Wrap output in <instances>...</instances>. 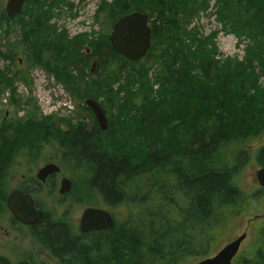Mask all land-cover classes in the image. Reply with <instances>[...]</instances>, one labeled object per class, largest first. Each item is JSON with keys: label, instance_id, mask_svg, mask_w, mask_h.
<instances>
[{"label": "trees", "instance_id": "1", "mask_svg": "<svg viewBox=\"0 0 264 264\" xmlns=\"http://www.w3.org/2000/svg\"><path fill=\"white\" fill-rule=\"evenodd\" d=\"M64 6L69 0H26L13 18L1 9L5 23H19L21 43L0 56L13 61L28 43L32 59L65 90L80 101L95 99L108 113L101 130L80 104L91 127L82 121L66 131L39 125V133L57 140L61 159L83 176L96 206L113 220L114 206H123L124 214L112 228L80 233L44 212L30 233L57 264H184L206 257L222 225L264 193L258 187L245 194L235 182L250 152L224 153L264 131V0L100 1L93 16L99 29L74 48L51 23ZM131 11L146 13L151 30L150 47L136 61L114 52L108 38L113 23ZM202 15H213L218 32L244 45L240 57L220 55L216 32L204 34L194 24ZM255 159L264 166V144ZM260 224L253 254L244 249L232 264H264V220ZM0 264L47 263L13 262L0 253Z\"/></svg>", "mask_w": 264, "mask_h": 264}, {"label": "rangeland", "instance_id": "2", "mask_svg": "<svg viewBox=\"0 0 264 264\" xmlns=\"http://www.w3.org/2000/svg\"><path fill=\"white\" fill-rule=\"evenodd\" d=\"M5 1L0 0V11L4 10ZM100 1L109 2L110 0H69L71 6H64L59 11L56 20H51V23H56L58 32H62L70 44H73V48L76 42L84 39L91 30L99 29L93 16ZM194 24L204 34L210 31L216 32L214 40L221 56L240 57L243 54L244 45L237 46L234 35L217 31L220 26L214 20L213 15H202ZM20 43L19 23L17 21L5 23L0 13V53L5 55L8 47L12 44L17 46ZM20 50L13 61L0 56V74L5 75L0 79V139L3 137L4 141L0 150V171H3L0 179L3 191V200L0 204V253L9 257L13 262L31 257L47 264H57L32 236L27 225L10 223L11 216L6 209L5 199L9 191L16 185H21L22 180L34 176L36 169L45 162V159H52V162L60 166L62 174L59 175L55 187L52 186L51 190H47L42 195H36L35 199L45 212L68 221L75 232H80L79 219L83 209L91 206L98 207L96 205L99 201H96L97 197L87 195L86 187L82 186L83 176L73 173L69 165L61 159L62 154L57 140L49 133L42 136L39 133V125L46 130L52 127L59 131H66L69 126L76 125L80 121L86 127H91V124H89L88 117L81 118L83 112L80 111L79 106L84 105L86 98L80 101L73 97L63 88L52 71L46 70L33 60V50L28 43L21 45ZM82 50L88 52L85 46ZM90 63L89 61V66H91ZM88 70L89 68L86 69ZM105 116L109 118L108 113ZM106 122L108 123V119ZM47 139L48 142H46ZM263 144L264 131L242 146L231 144L224 149L225 155L230 153V156L239 149H246L250 152L248 163L243 165L235 177V182L245 194L250 195L258 188L255 172L261 166L258 165L255 154ZM16 147L17 151L14 150ZM3 148L4 152H7L6 155L4 153V157L1 154ZM26 161L30 162L27 168ZM13 162L16 165H13ZM17 162H20L19 165ZM61 176L71 181V190L67 192L65 198H61L58 193ZM249 200L250 204L245 212L236 219L229 220L226 225H222L211 243L212 249L207 256L216 253L224 244L242 232L246 233V238L238 254H242L245 250L247 256L253 254L250 249L253 250L256 246L254 240L259 236L260 223L264 220V193L261 197L253 196ZM114 207L116 217L114 220L117 221L122 218L124 207ZM200 259L202 258L187 259L184 264H192Z\"/></svg>", "mask_w": 264, "mask_h": 264}, {"label": "water", "instance_id": "3", "mask_svg": "<svg viewBox=\"0 0 264 264\" xmlns=\"http://www.w3.org/2000/svg\"><path fill=\"white\" fill-rule=\"evenodd\" d=\"M26 0H6L4 12L8 18L21 13ZM111 49L122 55L125 59L136 61L142 58L148 51L151 41V30L148 23V16L139 11H131L119 17L112 25L109 33ZM98 123L101 130L106 129V116L93 98H86L84 101ZM60 169L54 163H47L38 169L36 176L39 180ZM257 184L264 189V166L255 172ZM71 190V181L63 177L60 181L59 193L64 194ZM6 206L14 219L24 225H32L38 222L44 212L35 209L33 199L29 194L23 193L18 189H13L6 198ZM114 220L111 214L99 207H86L83 209L79 219V230L82 233L88 231H99L112 228ZM246 233L242 232L234 236L224 244L216 253L202 258L192 264H231L236 256Z\"/></svg>", "mask_w": 264, "mask_h": 264}, {"label": "flooded vegetation", "instance_id": "4", "mask_svg": "<svg viewBox=\"0 0 264 264\" xmlns=\"http://www.w3.org/2000/svg\"><path fill=\"white\" fill-rule=\"evenodd\" d=\"M94 117V116H93ZM95 119V118H94ZM96 121V120H95ZM99 126V125H98ZM28 161V160H27ZM26 161V162H27ZM19 163L20 162H17V165H19ZM47 163H54V162H52V159H48V160H46L45 159V162L41 165V166H39L37 169H36V172H35V175L34 176H30L27 180L26 179H24V180H22V182L20 183L21 185H16L15 186V188L14 189H18V190H20V191H22L23 193H26V194H29L31 197H32V199H33V203H34V207H35V209H39V210H42L43 212H45L39 205H38V201L35 199V196L36 195H42L44 192H46L47 190L49 191V190H51V187L53 186V187H55V185H56V181H58V178H59V175L60 174H62V171H61V168H60V166L59 165H57L58 167H59V171L58 172H53V173H50V174H48L45 178H44V180H39L38 178H37V176H36V173H37V171H38V169L39 168H41L42 166H44L45 164H47ZM8 164H10V163H8ZM30 164V162H27V164L25 163V166H26V168L28 167V165ZM55 164V163H54ZM6 165H7V163H6ZM13 165H16L15 164V162H13ZM4 168V167H3ZM23 176V175H22ZM64 176H61L60 177V179H59V183H60V181H61V179L63 178ZM58 189H59V187H58ZM13 190V189H12ZM11 190V191H12ZM11 191H9V193L11 192ZM8 193V194H9ZM58 193H59V191H58ZM59 195H60V197L61 198H65V196L67 195V193H64V194H60L59 193ZM7 198V197H6ZM1 204V203H0ZM5 206H6V199H5ZM92 207V206H91ZM6 209H7V206H6ZM0 210H1V208H0ZM8 210V209H7ZM8 212H9V210H8ZM10 213V212H9ZM10 216H11V218H10V223L11 224H13V223H16V224H21L20 222H18L16 219H14L13 218V216L11 215V213H10ZM113 218V217H112ZM24 225V224H23ZM33 225V224H32ZM32 225H27L28 227L29 226H32ZM80 231V230H79ZM80 233H82L81 231H80Z\"/></svg>", "mask_w": 264, "mask_h": 264}, {"label": "bare ground", "instance_id": "5", "mask_svg": "<svg viewBox=\"0 0 264 264\" xmlns=\"http://www.w3.org/2000/svg\"><path fill=\"white\" fill-rule=\"evenodd\" d=\"M139 12H140V11H139ZM142 13H143V12H142ZM145 14H146V13H145ZM146 15H147V14H146ZM148 23H149V21H148ZM88 52H89V50H88ZM92 62H97V61H96V59H94V58L91 60V68H90V71H91V72L93 71V68H94V67H93L94 64H93ZM106 120H107V119H106Z\"/></svg>", "mask_w": 264, "mask_h": 264}]
</instances>
